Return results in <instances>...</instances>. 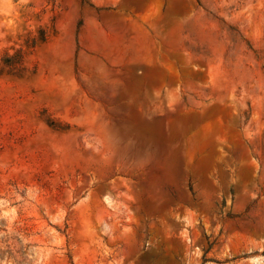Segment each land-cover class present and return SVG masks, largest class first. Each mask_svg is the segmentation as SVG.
I'll use <instances>...</instances> for the list:
<instances>
[{
  "label": "rangeland",
  "instance_id": "1",
  "mask_svg": "<svg viewBox=\"0 0 264 264\" xmlns=\"http://www.w3.org/2000/svg\"><path fill=\"white\" fill-rule=\"evenodd\" d=\"M0 264H264V0H0Z\"/></svg>",
  "mask_w": 264,
  "mask_h": 264
},
{
  "label": "trees",
  "instance_id": "2",
  "mask_svg": "<svg viewBox=\"0 0 264 264\" xmlns=\"http://www.w3.org/2000/svg\"><path fill=\"white\" fill-rule=\"evenodd\" d=\"M187 188H188V190L191 189V183H190L189 179L187 180Z\"/></svg>",
  "mask_w": 264,
  "mask_h": 264
}]
</instances>
